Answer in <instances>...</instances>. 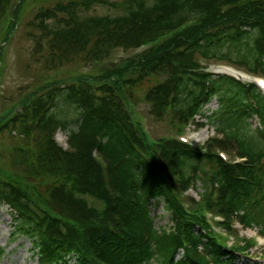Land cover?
I'll use <instances>...</instances> for the list:
<instances>
[{
  "label": "trees",
  "instance_id": "16d2710c",
  "mask_svg": "<svg viewBox=\"0 0 264 264\" xmlns=\"http://www.w3.org/2000/svg\"><path fill=\"white\" fill-rule=\"evenodd\" d=\"M30 1L0 0V34L14 32ZM54 2L37 8L28 32L34 52H47L51 66L142 50L96 66V76H50L23 107L0 116V134L25 140L17 166L40 179L30 185L0 172V203L14 214V237L30 240L37 264H236L252 243L227 246L206 214L221 217L229 232L239 224L264 235V95L215 76L200 60L264 76V0ZM99 5L116 13L91 15ZM155 78L142 99L152 117L170 118L178 131L218 100L207 120L216 136L204 149L147 140L131 108ZM70 125L65 151L56 134ZM219 151L241 161H225ZM198 183L200 200L187 209L183 197ZM162 202L171 225L157 228L152 207ZM4 255L0 250V264Z\"/></svg>",
  "mask_w": 264,
  "mask_h": 264
},
{
  "label": "rangeland",
  "instance_id": "374dc122",
  "mask_svg": "<svg viewBox=\"0 0 264 264\" xmlns=\"http://www.w3.org/2000/svg\"><path fill=\"white\" fill-rule=\"evenodd\" d=\"M54 1L55 0H41L37 2V5H34V0H31L27 4V7L22 10L18 26L10 31L14 32L8 37L5 33L4 35L0 34V116L14 114L16 109L24 106V103H22L24 97L32 92L35 87L41 86L53 78L67 80L73 75L77 76L79 74H94L96 76L97 73L95 70L100 69L96 66H110L112 63H117L122 59H126L138 53L135 52V50L126 51L118 49L111 57L98 64H81L75 67L72 63L64 68L51 66L48 62L49 55L47 52L41 56L34 52V42L28 35V32L31 28L29 23L37 13V8L41 6H50ZM107 1L121 2L123 0ZM115 13V10L102 5L95 6L90 11L91 15H114ZM200 62L213 74H218L221 68L231 65L225 60L220 61L216 59L212 61L201 59ZM50 76L54 77L51 78ZM156 79L157 78L141 86L137 95V104H134V106L132 105L131 108L134 120L137 125L140 124L145 132H147L152 141H156L163 137H179L177 133L178 127L172 123L170 118L158 120L152 117L150 114V105L142 99L145 90L150 84H153ZM217 109L218 100L215 98L209 105L202 109L199 116H195L198 123L205 124V126L198 131L206 141L216 135L217 130L214 124L207 120L213 117V112ZM250 123L253 129L259 127L258 119H253ZM72 129H75V127L70 125L68 131H59L57 133L56 140L60 146L66 147L67 138ZM24 145L25 140L21 135H16L14 132L10 133L8 130L0 134V172L7 176L13 175L14 177L24 180V183L32 185L36 182L38 183L40 179H34L25 173L23 171L25 167L17 166V160L20 161V159L25 156L26 152L23 151V153L20 151L21 147ZM18 150L21 152L19 159ZM232 154H234V152ZM225 157L229 158L231 156L226 155ZM198 185L200 187L198 191L191 190L184 195L183 201L187 203V206H189L188 202H191V199H194L196 202L200 200L199 193L202 192V187L200 183H198ZM152 210L153 215L156 216L157 228H165L171 225L170 214L164 210L163 202L155 204ZM13 219L14 214L12 210L5 204L0 203V250L5 252L2 264H37L36 259L33 257L30 240L24 237H14ZM213 225L215 230L223 235V229L215 223H213ZM232 234L235 236H223L227 246L241 247L246 241L256 242V247L247 251L246 254H240V252H238L236 264H264V237H261V230L258 227L244 229L238 224H235Z\"/></svg>",
  "mask_w": 264,
  "mask_h": 264
},
{
  "label": "bare ground",
  "instance_id": "6f19581e",
  "mask_svg": "<svg viewBox=\"0 0 264 264\" xmlns=\"http://www.w3.org/2000/svg\"><path fill=\"white\" fill-rule=\"evenodd\" d=\"M223 71L227 72V73H233L232 70H229V69H223ZM234 74V73H233Z\"/></svg>",
  "mask_w": 264,
  "mask_h": 264
}]
</instances>
